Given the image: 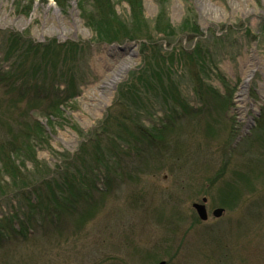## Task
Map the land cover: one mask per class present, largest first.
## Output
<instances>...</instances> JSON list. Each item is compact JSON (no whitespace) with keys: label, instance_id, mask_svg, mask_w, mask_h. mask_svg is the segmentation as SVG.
I'll list each match as a JSON object with an SVG mask.
<instances>
[{"label":"rangeland","instance_id":"374dc122","mask_svg":"<svg viewBox=\"0 0 264 264\" xmlns=\"http://www.w3.org/2000/svg\"><path fill=\"white\" fill-rule=\"evenodd\" d=\"M66 2L61 9L54 0H33L24 14L27 0H0V70L5 56L15 66L14 52H31L19 59L14 79L30 88L26 99H18L14 80L0 88V130L15 122L12 118L20 119L36 85L41 86L36 100H43L67 93L72 83V99L62 105L61 118H52L53 127L39 113L28 112L46 126L47 142L39 145L37 157L48 167L47 188L56 193L66 188L57 187L64 183L60 173L74 171L84 137L102 127L114 130V120L125 116L114 105L117 87L143 65L139 39L95 41L77 0ZM113 2L115 13L127 20L131 9L126 1ZM163 8L167 25L175 30L191 11L199 34L190 38L177 32L171 41L156 34L154 21ZM83 9L91 8L83 3ZM141 9L150 33L167 56L172 53L183 102L199 115L190 112L186 124L179 120L175 126L171 136L177 158L164 148L123 153L118 169L99 170L110 177V185L94 182L91 175L79 187L78 177L69 179L78 195L69 198L67 207L50 199L46 185L29 197L0 201V264H264V174L247 171L249 162L264 159V123L259 128L264 116V0H142ZM198 42L203 51L188 56L191 61L197 57L198 70L207 49L200 85L191 76L189 59L184 67L174 53L178 48L190 52ZM54 44L67 46L55 77L48 65L53 59L44 53ZM44 58L45 65L34 70ZM228 95L230 106L225 107ZM158 100L152 107L156 113L131 110L130 116L146 127L165 121L173 115L172 103ZM203 197L204 221L192 208ZM218 207L225 210L217 218L211 211Z\"/></svg>","mask_w":264,"mask_h":264},{"label":"trees","instance_id":"16d2710c","mask_svg":"<svg viewBox=\"0 0 264 264\" xmlns=\"http://www.w3.org/2000/svg\"><path fill=\"white\" fill-rule=\"evenodd\" d=\"M27 1L28 6L22 10L24 14L29 12L33 0ZM54 1L61 9L67 6V0ZM125 1L129 9H131L130 16L127 20H123L115 13L113 0H77V6L84 25L92 32L95 41L121 43L123 41L140 40L139 54L143 65L141 68L131 72L129 75L130 80L127 79L125 82L118 85L114 97V105L117 104L125 110L126 112H121V114L125 116H119L114 120L115 122L112 124L114 130L106 131V128L102 127L101 131L94 132L93 135L91 134L89 137H84V141L79 148L80 155L78 161L72 165L74 171L67 169L60 173L64 183L63 185L57 184V187L66 188H58V192L56 193L55 190L47 188L51 185V181L44 180L49 175L48 167L37 157L39 145L47 142L46 126L35 119H31V115L28 112L39 113L42 117L47 118V125L53 127L52 118H61L63 113L62 105H65V102L72 99V94L69 96L72 83L71 80L68 81L69 87L67 89L69 90H67V93L56 92L53 93L54 96H51L53 98H42L43 100H36V97L39 98V94L41 93V86L36 85L33 87L34 96L24 102V107L27 108L24 110L23 114L20 115V119L12 118L10 121L15 122L4 126L3 130H0V201L10 198L9 196L11 195H18L21 199L29 197L32 194L39 193L40 187L46 185L50 194V199L54 200L56 203L63 202L67 207L70 203L69 198L75 199L76 195H78V188L75 191L73 189V182H70L69 179L75 180L76 177H78L79 179L76 181L79 182V187L81 184L88 181L91 175L94 176V182L98 181L96 179H102L104 183H106L105 185H110V177L107 174L101 176L99 170L103 167L108 173L109 168L118 169V161L123 153L126 154L130 150L136 149L138 155L146 152L147 147L153 149L161 148V152L164 148L169 151L168 154L171 158H177L176 155L179 149L176 145L172 146L175 143V140L171 136L173 130L175 126H177V123H179V120L185 123L191 115L190 112L193 113L195 117L198 114L197 111L189 108L181 98L177 87V70L173 69L172 53H168L169 56H167V52L163 51L161 43L150 33L149 26L145 24L141 16L142 0ZM83 3H88L91 8L87 13L84 12ZM163 10H160L157 19L154 21V30L156 34H161L163 38H167L165 39L167 41L174 39L173 36L176 35L177 32L182 35H190V38L199 34V28L196 26L194 19L195 16L191 14V11L188 14L189 16L184 17L188 18L182 21L180 29L175 30L167 25L166 10L164 8ZM198 46L190 52L178 48L174 53L176 54L178 62L183 63V65L186 63V57L189 59L190 62L187 63L191 66V76H193L198 81V85H200L203 82L200 73L205 70L202 68L205 65L204 58L206 54H209L207 49H205L203 58H200L201 65L197 70V57L195 56L196 59L191 61V56L188 55H194V53L198 55L203 51L200 42H198ZM64 49L67 50L66 45L58 44L44 48L46 56L51 55V59H53V61L50 60L48 65L51 70H54V77L56 76L55 72L60 73L57 69V64L60 60V54L65 53ZM26 50L20 53L14 52L13 56H16L14 60V63H16L15 66H10L9 59L5 56L7 64L5 63L6 65L4 64L3 66L5 68L0 70V88H2V86L6 87L4 84H7L9 81L12 82L15 79L17 68L21 67L18 66L19 59L23 55L28 56V54H31L29 49ZM192 52L193 54H190ZM52 53H54V55ZM45 60L44 58V60L37 61L40 64H36L34 70H36L42 62L45 65ZM203 62L204 65L202 64ZM185 66L186 65H184V67ZM57 80L58 77H56V81ZM15 83L16 80H14L11 85L15 87V93L18 95V99H26L30 92V88L25 86V83ZM7 92L12 93L11 89H7ZM157 98H163L164 100L169 98L171 100L172 107L170 110L173 115L169 118L164 117L165 121L160 118V123L157 125L148 123L146 127L137 122L138 117L134 118L132 115L130 116L131 110L137 111L138 113H156L152 110V107L159 101ZM225 99L227 100L224 106L226 105L229 107L231 101L230 96L228 95ZM13 103L15 102H12L11 105ZM133 107L136 110L133 109ZM178 109L183 111L182 114ZM261 114L264 115V106ZM261 118L262 124L259 123V125L261 124L259 127L260 129L264 123V116ZM230 128L232 129V127ZM170 140H172L173 143H171ZM138 143L141 149H139ZM260 159L261 157H258L249 162L251 168H247V171L255 175L259 173L264 174V159L262 161ZM155 160L156 159H154V161ZM223 171L224 168H221L219 173L216 174V177L222 174ZM228 186L235 192L233 186L225 184L226 188ZM65 191L68 193V196L65 195ZM36 198L34 202L39 206L40 200L38 196ZM10 222H12L11 219ZM10 222L6 220L5 225L10 224ZM21 223L24 224L23 221Z\"/></svg>","mask_w":264,"mask_h":264},{"label":"water","instance_id":"95a60500","mask_svg":"<svg viewBox=\"0 0 264 264\" xmlns=\"http://www.w3.org/2000/svg\"><path fill=\"white\" fill-rule=\"evenodd\" d=\"M206 202V198L203 197L201 199V203L199 202H195L192 204V207L195 209L196 211V214L197 216L201 219V220H206L207 219V211H206V208H205V205L204 203ZM223 212V208H215L213 211H212V215L215 216V217H219ZM158 264H165L164 261H160L158 262Z\"/></svg>","mask_w":264,"mask_h":264}]
</instances>
